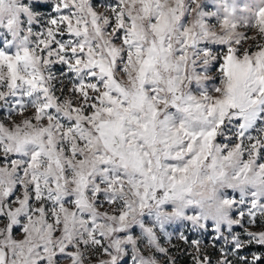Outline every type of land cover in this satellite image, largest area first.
<instances>
[{
	"label": "snow or ice",
	"instance_id": "obj_1",
	"mask_svg": "<svg viewBox=\"0 0 264 264\" xmlns=\"http://www.w3.org/2000/svg\"><path fill=\"white\" fill-rule=\"evenodd\" d=\"M211 3L0 0V264H264V0Z\"/></svg>",
	"mask_w": 264,
	"mask_h": 264
},
{
	"label": "rangeland",
	"instance_id": "obj_2",
	"mask_svg": "<svg viewBox=\"0 0 264 264\" xmlns=\"http://www.w3.org/2000/svg\"><path fill=\"white\" fill-rule=\"evenodd\" d=\"M239 3H244L246 0H238ZM208 7L214 8V5L211 3V0H208ZM239 230V229H237ZM194 238V237H193ZM205 243H207V237H204ZM178 243L175 239L173 240V244ZM175 251V250H173ZM177 264H190V260L187 256H177Z\"/></svg>",
	"mask_w": 264,
	"mask_h": 264
}]
</instances>
